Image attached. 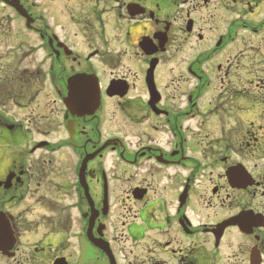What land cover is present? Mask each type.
I'll return each mask as SVG.
<instances>
[{
  "label": "flooded vegetation",
  "instance_id": "af4514ba",
  "mask_svg": "<svg viewBox=\"0 0 264 264\" xmlns=\"http://www.w3.org/2000/svg\"><path fill=\"white\" fill-rule=\"evenodd\" d=\"M0 48V264H264V0H0Z\"/></svg>",
  "mask_w": 264,
  "mask_h": 264
},
{
  "label": "rangeland",
  "instance_id": "374dc122",
  "mask_svg": "<svg viewBox=\"0 0 264 264\" xmlns=\"http://www.w3.org/2000/svg\"><path fill=\"white\" fill-rule=\"evenodd\" d=\"M35 36L30 32L29 36V48H28V62L31 68L39 66V59L41 57L40 50L34 41ZM6 50L0 48V52H5ZM162 59V66L161 69L168 71L170 68L181 67L183 65V58L181 56L171 58L169 62L166 61L165 57ZM106 115L103 116L104 122L101 125L102 131H110V132H117L118 130V122H117V114L113 116L111 109L108 112H105ZM108 119V120H107ZM107 120V121H106Z\"/></svg>",
  "mask_w": 264,
  "mask_h": 264
},
{
  "label": "water",
  "instance_id": "95a60500",
  "mask_svg": "<svg viewBox=\"0 0 264 264\" xmlns=\"http://www.w3.org/2000/svg\"><path fill=\"white\" fill-rule=\"evenodd\" d=\"M155 63H153V66H154ZM151 69L149 70V73H150ZM82 80L80 78H76V79H71L69 80L68 82V89H69V97L72 98V97H82L85 95L86 91L85 89L83 88H80V87H76V85H80V82ZM96 99V97H95ZM97 100H98V96H97ZM86 111V109H85ZM88 112V111H87ZM91 112V111H90ZM85 114V113H84Z\"/></svg>",
  "mask_w": 264,
  "mask_h": 264
}]
</instances>
